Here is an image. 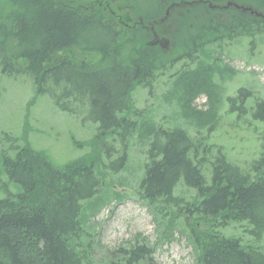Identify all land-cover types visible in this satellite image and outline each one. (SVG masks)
<instances>
[{
    "label": "trees",
    "instance_id": "obj_1",
    "mask_svg": "<svg viewBox=\"0 0 264 264\" xmlns=\"http://www.w3.org/2000/svg\"><path fill=\"white\" fill-rule=\"evenodd\" d=\"M70 1L0 0V73L28 75L35 95H46L58 110L96 125L101 155L56 168L28 144L18 145L17 138L0 139V264H95L98 248L92 245L85 211L96 214L105 199L93 200L87 210L83 204L107 188L105 178L123 169L129 140L139 129L131 93L138 86L151 89L155 69L148 52L124 38L110 17L82 14ZM193 1L239 4L250 15L214 22L209 12L197 11L202 22L196 19L188 26L185 38L192 48L198 41L223 43L230 35L263 40L264 0ZM202 30L212 38H203ZM65 51L82 58L57 57ZM185 75L193 76L190 86L180 76L174 90L217 99L205 73L200 79ZM243 93L239 89L227 99L229 114H242V102L234 104ZM253 107L251 117L264 123V101ZM199 117H189L196 129L207 124L199 123ZM140 126L146 157L138 187L141 199L149 206L171 208L173 219L189 220L196 264H264V144L257 157L236 164L221 148L180 127ZM182 187L193 192L194 201L183 202ZM238 229L241 233L235 235ZM107 252L100 254L106 264H145L152 257L147 240Z\"/></svg>",
    "mask_w": 264,
    "mask_h": 264
},
{
    "label": "rangeland",
    "instance_id": "obj_2",
    "mask_svg": "<svg viewBox=\"0 0 264 264\" xmlns=\"http://www.w3.org/2000/svg\"><path fill=\"white\" fill-rule=\"evenodd\" d=\"M190 1H70L74 3L72 8L82 14L100 12L110 17L124 38L138 42V49L148 52L155 69L150 91L138 86L131 93L139 129L129 140L123 169L105 178L107 188L83 204L87 210L93 200L105 199L96 214L85 211L92 245L95 243L99 249L94 251L98 257L95 264L108 262L100 256L107 254V250L133 247L144 240L152 249L151 261L145 264H196L197 253L188 238L189 220L173 219L175 213L171 208L149 206L141 199L138 187L146 157L141 143L144 130L140 125L155 124L163 129L180 127L191 137L195 135L214 148H221L226 158L236 164L257 157L264 144V123L251 117L253 104L264 101V38L258 41L253 37L230 35L223 43L202 45L198 41L192 48L185 38L191 30L188 26L196 19L202 22L197 11L209 12L214 22H226L230 16L248 17L250 13L239 4L205 6L203 2ZM201 32L203 38H212L208 31ZM191 48L195 52L189 51ZM57 57L82 58L75 51H65ZM203 73L205 81L209 80V85L215 88L216 100L210 101L204 93L191 96L186 93L187 89H173L178 77H187L185 82L190 86L187 81L193 76L185 74H197L200 79ZM239 89L245 93L234 106L242 102L244 110L239 115L229 114L226 101L235 98ZM194 113L203 116L199 117V123L207 124L196 129V121L189 118ZM82 117L58 110L46 95H35L28 75L0 73V139L4 135L15 137L18 145L28 144L46 156L53 166L61 168L72 160L101 155V145L94 139L96 125L82 121ZM14 189L8 187L10 192ZM178 192L183 202L194 201L192 191L182 187ZM171 227L173 230L168 235ZM240 233L238 229L235 235ZM260 245L264 249V239Z\"/></svg>",
    "mask_w": 264,
    "mask_h": 264
}]
</instances>
